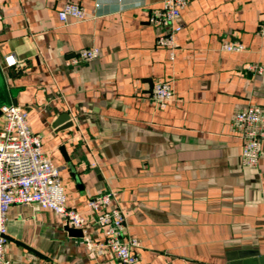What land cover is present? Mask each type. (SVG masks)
I'll return each instance as SVG.
<instances>
[{
  "label": "crops",
  "instance_id": "crops-1",
  "mask_svg": "<svg viewBox=\"0 0 264 264\" xmlns=\"http://www.w3.org/2000/svg\"><path fill=\"white\" fill-rule=\"evenodd\" d=\"M163 1L0 0L6 97L28 112L61 167L66 204L86 216L93 238L104 233L87 201L114 190L141 264H264V141L248 167L230 125L235 110L264 106V70L248 69L264 66V0H189L173 58L156 43L168 27L150 20ZM66 2L96 15L62 22ZM232 41L244 48L223 49ZM92 46L97 58L73 63ZM8 53L18 64L3 65ZM166 79L175 98L162 107L151 92ZM67 225L52 209L13 204L7 257L120 264L108 248L89 253Z\"/></svg>",
  "mask_w": 264,
  "mask_h": 264
},
{
  "label": "built area",
  "instance_id": "built-area-1",
  "mask_svg": "<svg viewBox=\"0 0 264 264\" xmlns=\"http://www.w3.org/2000/svg\"><path fill=\"white\" fill-rule=\"evenodd\" d=\"M189 0H164L160 9L151 14L150 20L157 25L167 26L166 32L157 36L156 43L170 50L174 57L176 35L181 30L179 21L182 9ZM95 11H88L75 2H66L58 11L62 22L94 17ZM0 12V20L2 19ZM260 32L264 35V26ZM229 51H241L243 43L232 41L222 45ZM100 50L97 46L79 49L72 61L74 64L95 59ZM18 64L14 53L4 56L5 67ZM248 69L261 73L264 66L251 64ZM151 97L159 106H166L175 98L173 80L166 79L154 84ZM3 122L0 127V264H13L6 255L8 242V211L13 204L40 205L61 214L65 222L83 231V239L91 254H102L106 248L115 255L120 264H141L137 251L139 241L124 235L127 218L114 190H108L87 201L88 210L97 212L96 222L102 227L104 238H93L86 229L87 218L79 210L66 204V192L61 167L56 164L43 147V137L30 126L28 112L18 104L1 108ZM231 130L242 143V163L256 167L262 153L264 141V106L250 103L234 111ZM98 264H112L100 260Z\"/></svg>",
  "mask_w": 264,
  "mask_h": 264
},
{
  "label": "water",
  "instance_id": "water-1",
  "mask_svg": "<svg viewBox=\"0 0 264 264\" xmlns=\"http://www.w3.org/2000/svg\"><path fill=\"white\" fill-rule=\"evenodd\" d=\"M6 88L4 87V84L2 83V73L0 70V114H1V108L5 105H11V104H17V99H13L12 103L9 101V99L6 97ZM67 229L69 232L73 235H83V231L80 228L72 227L70 225H67Z\"/></svg>",
  "mask_w": 264,
  "mask_h": 264
}]
</instances>
